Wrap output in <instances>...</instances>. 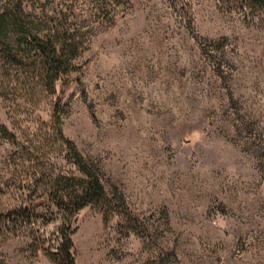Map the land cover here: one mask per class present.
I'll list each match as a JSON object with an SVG mask.
<instances>
[{"label": "rangeland", "instance_id": "374dc122", "mask_svg": "<svg viewBox=\"0 0 264 264\" xmlns=\"http://www.w3.org/2000/svg\"><path fill=\"white\" fill-rule=\"evenodd\" d=\"M21 1L80 44L50 90L30 39L0 62V264H264V7ZM74 151L105 199L63 216Z\"/></svg>", "mask_w": 264, "mask_h": 264}, {"label": "trees", "instance_id": "16d2710c", "mask_svg": "<svg viewBox=\"0 0 264 264\" xmlns=\"http://www.w3.org/2000/svg\"><path fill=\"white\" fill-rule=\"evenodd\" d=\"M228 1L240 10L253 6L264 7V0ZM33 18L37 19L33 13L26 10L21 0H0V62L2 65H19L17 49L20 44L27 43L30 39L34 43V52L41 57L40 75L45 80L46 90H50L62 74L72 69V61L77 55L80 41L63 29H38ZM58 133L61 134L59 128ZM73 154L76 174L59 175L48 186V193L51 195L49 208L63 216L72 215L85 205L99 203L105 199V190L97 169L87 164L76 151ZM33 209L28 205L20 207L22 217L28 218ZM5 216L0 214V217ZM60 238L59 247L55 251L47 250L48 254L55 264H75L70 234H62Z\"/></svg>", "mask_w": 264, "mask_h": 264}]
</instances>
